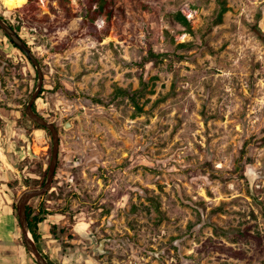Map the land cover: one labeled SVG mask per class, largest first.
Returning <instances> with one entry per match:
<instances>
[{
	"label": "rangeland",
	"instance_id": "1",
	"mask_svg": "<svg viewBox=\"0 0 264 264\" xmlns=\"http://www.w3.org/2000/svg\"><path fill=\"white\" fill-rule=\"evenodd\" d=\"M24 1L0 0V16L38 61L33 105L58 133L50 189L28 202L48 213L36 227L43 259L264 264V0H224L220 25L217 0H113L124 18L100 42L83 27L85 0L68 12ZM26 58L0 33V158L14 205L46 181L52 153L25 114L37 84ZM141 81L138 112L117 90ZM15 237L0 257L36 264L20 227Z\"/></svg>",
	"mask_w": 264,
	"mask_h": 264
},
{
	"label": "trees",
	"instance_id": "2",
	"mask_svg": "<svg viewBox=\"0 0 264 264\" xmlns=\"http://www.w3.org/2000/svg\"><path fill=\"white\" fill-rule=\"evenodd\" d=\"M37 1L38 0H25L24 5H23V9L24 10H28L30 8L33 9L35 7V3ZM67 1L68 0H58V5L61 6V8H63L65 11L68 12V9L65 7V3ZM85 4H86V8H85L86 12H85V15L83 17V22H82L83 27L86 29L87 35L91 36L92 38H94L98 42H100L104 37H106L108 30H109L110 23L112 21H116L118 19L124 18L123 8L120 6H117L113 0H85ZM217 6H218V9H217V13H216V16H215V19L213 22L214 25H220L222 23V19H223L224 14L228 11V8L226 7L224 0H217ZM99 18H103L104 22H105L104 28H102L100 30L95 25L96 20H98ZM172 18L177 24H179L181 27H183L187 31V33H191V28H190V24H189L188 20L180 12L172 14ZM7 24L13 29V27L9 23H7ZM0 33L3 37H5L8 40V42L16 50H19L8 37H6L1 31H0ZM261 39L264 43V36H262ZM182 45H184V44H182ZM144 86H145L144 83L141 81L140 82V89L134 91L132 94H129L124 90H117V91L121 95L129 96L132 103L134 104V107L136 109H138V112H140L141 109L137 105L135 98L139 93H141L144 90ZM38 98H39V96H38ZM32 110L34 112H36L34 105H32ZM31 123L34 125L35 128L41 129V130L47 132V130L45 128L38 126L37 124H35L32 121H31ZM44 181H45V176H44V180L41 183V186L44 184ZM12 207H13V211L15 214V210H16L15 205L13 204ZM25 213H26V220H27L29 232L31 234V237H32L34 243L36 244V241L38 239V236L36 234V227L38 224H40L44 221V219H45L44 217L46 215H48V213L45 212V210H43L42 208L34 209L29 203L26 206V212ZM15 217H16V214H15ZM18 228H19V225H18ZM28 257L31 260L30 256H28Z\"/></svg>",
	"mask_w": 264,
	"mask_h": 264
},
{
	"label": "water",
	"instance_id": "3",
	"mask_svg": "<svg viewBox=\"0 0 264 264\" xmlns=\"http://www.w3.org/2000/svg\"><path fill=\"white\" fill-rule=\"evenodd\" d=\"M0 30L4 33L6 37H8L12 43L29 59L30 63L36 70L37 74V84L36 88L28 102L25 108V114L27 118L37 124L38 126L45 128L51 136L52 140V153H51V160L48 165L47 169V175H46V181L45 183L37 189H32L25 191L18 199V201L15 204L16 208V215L18 224L21 231L22 240L25 246L26 251L29 253V255L34 259L36 264H48L41 254L39 253L32 237L28 229V224L26 220V206L29 202V200L40 197L45 195L52 184L56 163H57V157H58V147H59V139H58V133L55 128V126L52 123L47 122L44 118L39 116L36 112L32 110V105L34 101L37 99V95L42 88V81H43V75L40 70L38 61L34 58L33 54L29 50L28 46L17 36V34L14 32L13 29H11L10 26H8L5 21L0 17ZM71 126L70 121H67L64 123L63 128L66 130ZM103 241H100L98 244L97 252L99 254L103 253Z\"/></svg>",
	"mask_w": 264,
	"mask_h": 264
},
{
	"label": "crops",
	"instance_id": "4",
	"mask_svg": "<svg viewBox=\"0 0 264 264\" xmlns=\"http://www.w3.org/2000/svg\"><path fill=\"white\" fill-rule=\"evenodd\" d=\"M13 176L11 172L4 168L0 158V249L9 246L10 250L13 247L16 241L15 236L19 229L17 215L15 217L12 207V192L9 187ZM0 264H16V262L14 261V257L8 255L4 259L0 257ZM20 264H24V262L21 260Z\"/></svg>",
	"mask_w": 264,
	"mask_h": 264
}]
</instances>
